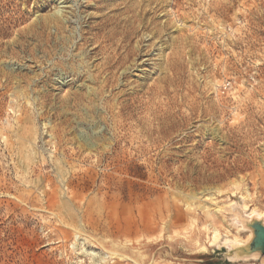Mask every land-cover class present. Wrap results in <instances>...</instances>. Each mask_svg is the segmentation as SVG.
<instances>
[{"label": "rangeland", "instance_id": "rangeland-1", "mask_svg": "<svg viewBox=\"0 0 264 264\" xmlns=\"http://www.w3.org/2000/svg\"><path fill=\"white\" fill-rule=\"evenodd\" d=\"M242 212L264 0H0V264H262Z\"/></svg>", "mask_w": 264, "mask_h": 264}, {"label": "water", "instance_id": "water-1", "mask_svg": "<svg viewBox=\"0 0 264 264\" xmlns=\"http://www.w3.org/2000/svg\"><path fill=\"white\" fill-rule=\"evenodd\" d=\"M237 225L241 230L245 228L251 232V236L246 242L226 241V250L222 256L224 261H245L253 260L251 256L256 255V259L264 255V219L256 216L248 218L242 212L236 217ZM244 227V228H243Z\"/></svg>", "mask_w": 264, "mask_h": 264}, {"label": "bare ground", "instance_id": "bare-ground-1", "mask_svg": "<svg viewBox=\"0 0 264 264\" xmlns=\"http://www.w3.org/2000/svg\"><path fill=\"white\" fill-rule=\"evenodd\" d=\"M61 3H64V1H60L59 2V4H61ZM57 16V15H56ZM56 18V20H58L59 19V17H55ZM63 19V18H62ZM127 55V54H126ZM62 78V77H61ZM90 95V94H89ZM88 145V144H87ZM29 159V158H28ZM22 163V162H21ZM19 164V163H18ZM25 165H26V167L27 166H29L30 164H27V163H24ZM22 168V167H21ZM243 189V188H242ZM241 189V190H242ZM245 191V190H244ZM237 192V191H236ZM246 193V192H245ZM230 195V194H229ZM229 197V196H228ZM227 197V198H228ZM245 197H247V196H245ZM230 198V197H229ZM248 198V197H247ZM63 201H64V199H63ZM67 201H65V203H66ZM68 203V202H67ZM245 203V202H244ZM63 204V203H62ZM231 205H232V203H230L229 205H228V207H229V212L231 213V214H233V215H237L235 212H233L232 211V209H231ZM248 205V204H247ZM64 206V205H63ZM226 206V205H225ZM66 208V207H65ZM243 210H245V205L243 204ZM223 209V208H222ZM228 211V210H227ZM224 212V211H223ZM257 214V213H256ZM239 216V215H238ZM238 216H235V217H238ZM248 216V215H247ZM251 216H253V214L252 215H250V216H248V218H250ZM257 216L259 217H261V215H259V214H257ZM256 216V217H257ZM263 219H264V216L262 217ZM238 227H239V229H237L236 228V230H241V228H240V226L238 225ZM244 228V227H243ZM74 230V229H73ZM76 230V229H75ZM244 232H246V234H247V237H250L251 236V232L249 231V230H247L246 228H245V230H244ZM76 233V232H75ZM218 232L216 231V230H213V236H212V240H213V242H215L216 240H219L218 239ZM234 242H238V241H234ZM201 248H203L202 246H201ZM199 250H201L200 248H199ZM114 254V253H113ZM116 256L117 257H121L122 259L123 258H126L125 256H123V255H117L116 254ZM262 257V256H261ZM251 258H253V259H256V255H253V256H251ZM134 264H137L136 262H134ZM262 264H264V263H262Z\"/></svg>", "mask_w": 264, "mask_h": 264}]
</instances>
